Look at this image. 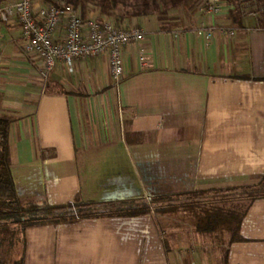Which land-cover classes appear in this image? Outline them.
Segmentation results:
<instances>
[{
    "label": "crops",
    "instance_id": "crops-1",
    "mask_svg": "<svg viewBox=\"0 0 264 264\" xmlns=\"http://www.w3.org/2000/svg\"><path fill=\"white\" fill-rule=\"evenodd\" d=\"M14 1L0 0V8ZM224 1L213 16L202 1L193 19L114 16L115 25H139L145 33L123 46L118 84L105 53L71 65L57 60L43 81L15 16L0 17V115L10 119L18 195L62 204L259 181L264 0ZM47 3L33 0L36 15ZM200 20L234 33L215 31L206 42L195 32ZM62 35L58 29L54 38ZM158 219L146 213L28 226L21 232L23 264H264V197L250 203L242 238L221 253L195 229L161 228Z\"/></svg>",
    "mask_w": 264,
    "mask_h": 264
},
{
    "label": "trees",
    "instance_id": "trees-1",
    "mask_svg": "<svg viewBox=\"0 0 264 264\" xmlns=\"http://www.w3.org/2000/svg\"><path fill=\"white\" fill-rule=\"evenodd\" d=\"M49 2L70 4L74 8L80 5V0H47ZM184 0H113L124 4L134 16L148 14H165L170 7L174 8ZM204 1V0H203ZM124 12L114 15L123 17ZM10 119L0 115V229L9 224H18L21 232L28 226L73 222L80 218L139 215L153 213L159 216L158 222L164 228L165 222L173 221L174 215L183 216V220L192 225L198 233L211 234L215 229L229 233L226 243L237 241L240 223L250 205L264 197V175L252 184L229 187L227 189H194L182 193H150L148 197L128 199H109L102 201H83L74 199L62 204H50L46 200L40 202L21 198L15 188L8 155V132ZM224 190V191H222ZM240 193L234 199H228L232 191ZM220 191L223 196L209 193ZM205 194V195H204ZM239 196V197H238ZM183 198V199H182ZM184 214V215H183ZM187 214V215H185ZM165 216V217H164ZM188 216V217H187ZM180 217V216H178ZM12 264H23V254Z\"/></svg>",
    "mask_w": 264,
    "mask_h": 264
},
{
    "label": "built area",
    "instance_id": "built-area-1",
    "mask_svg": "<svg viewBox=\"0 0 264 264\" xmlns=\"http://www.w3.org/2000/svg\"><path fill=\"white\" fill-rule=\"evenodd\" d=\"M224 0H204L201 9L208 15L223 10ZM15 16L24 38V50L40 60L39 76L47 78L57 60L68 65L81 57H94L105 53L108 57L109 73L115 84L123 72V46L142 40L144 30L139 25L120 27L106 18L93 19L82 16L70 4L49 2L36 15L33 0H15L0 8V17L7 20ZM62 29L59 40L54 38L56 30ZM215 31L232 35L234 30L214 21L200 20L195 32L207 42Z\"/></svg>",
    "mask_w": 264,
    "mask_h": 264
},
{
    "label": "rangeland",
    "instance_id": "rangeland-1",
    "mask_svg": "<svg viewBox=\"0 0 264 264\" xmlns=\"http://www.w3.org/2000/svg\"><path fill=\"white\" fill-rule=\"evenodd\" d=\"M203 0H184L179 4L178 6L171 8L163 15H161L160 19H164L166 16H175L180 17L182 19H186V17H190L193 19L196 16V10L199 4ZM113 0H80V5L76 8L78 12L82 16L88 15V17L93 19H102L106 18L110 20L112 23H114V15H118L121 13H125L127 15L124 16H132L134 17V14L131 13V11H128L129 8L126 7L124 4H121L119 2H116L113 5ZM128 9V10H127ZM152 16H155V14H151ZM157 17H160V15H156ZM144 17H142V20ZM157 22V20H156ZM224 191V190H222ZM214 193H209L210 195L214 194V196H223V194L220 191H213ZM240 191H232L230 192L227 198L228 199H234L239 195ZM205 195V194H204ZM239 197V196H238ZM183 199V198H182ZM184 215V214H183ZM187 215V214H185ZM180 216V219L179 217ZM176 217L177 221H171L168 220V222H165V226H175L189 231L194 230L195 228H190V223L187 222L191 220L190 218L187 219V221H184L182 218L183 216L181 214H178ZM188 217V216H187ZM179 220V221H178ZM192 226V225H191ZM196 231V230H195ZM200 236L202 235V240L206 242H212V244L219 246L220 253L223 252V246L226 244V241L229 237V233L225 230L221 231L220 229H215L214 232L211 234L206 233H198ZM187 238V237H186ZM217 250V249H216ZM22 254V240H21V230L20 226L18 224H9L8 227L0 229V264H12L14 260H18V258Z\"/></svg>",
    "mask_w": 264,
    "mask_h": 264
}]
</instances>
